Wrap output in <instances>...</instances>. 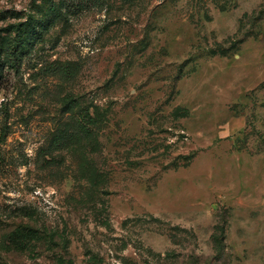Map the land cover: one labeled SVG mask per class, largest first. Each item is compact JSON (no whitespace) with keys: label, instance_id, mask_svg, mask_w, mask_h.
Here are the masks:
<instances>
[{"label":"rangeland","instance_id":"obj_1","mask_svg":"<svg viewBox=\"0 0 264 264\" xmlns=\"http://www.w3.org/2000/svg\"><path fill=\"white\" fill-rule=\"evenodd\" d=\"M60 8L0 75V264H264V0Z\"/></svg>","mask_w":264,"mask_h":264},{"label":"trees","instance_id":"obj_2","mask_svg":"<svg viewBox=\"0 0 264 264\" xmlns=\"http://www.w3.org/2000/svg\"><path fill=\"white\" fill-rule=\"evenodd\" d=\"M62 1L44 0L45 6L42 7V4L37 12L29 16L27 21L16 23L0 32V75L3 66L18 67L26 53L32 50L36 41L44 40L45 32L57 18L64 14L60 8ZM84 129L89 128L85 127ZM24 229L20 227L9 235L18 234V231L22 232ZM27 229L30 230V228Z\"/></svg>","mask_w":264,"mask_h":264}]
</instances>
